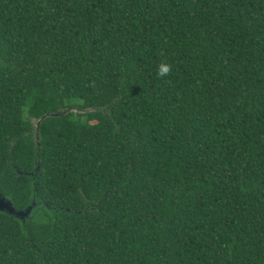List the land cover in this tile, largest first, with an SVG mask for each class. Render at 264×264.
<instances>
[{
    "label": "trees",
    "instance_id": "16d2710c",
    "mask_svg": "<svg viewBox=\"0 0 264 264\" xmlns=\"http://www.w3.org/2000/svg\"><path fill=\"white\" fill-rule=\"evenodd\" d=\"M0 192V264H264V0H0Z\"/></svg>",
    "mask_w": 264,
    "mask_h": 264
},
{
    "label": "water",
    "instance_id": "95a60500",
    "mask_svg": "<svg viewBox=\"0 0 264 264\" xmlns=\"http://www.w3.org/2000/svg\"><path fill=\"white\" fill-rule=\"evenodd\" d=\"M0 210L7 211L19 217H25L30 212L31 206H29L26 210H17L13 206L12 202L0 192Z\"/></svg>",
    "mask_w": 264,
    "mask_h": 264
},
{
    "label": "clouds",
    "instance_id": "9594fccd",
    "mask_svg": "<svg viewBox=\"0 0 264 264\" xmlns=\"http://www.w3.org/2000/svg\"><path fill=\"white\" fill-rule=\"evenodd\" d=\"M172 71L173 65L168 63L167 61L162 60L157 66L156 74L159 78L163 79L170 76L172 74Z\"/></svg>",
    "mask_w": 264,
    "mask_h": 264
}]
</instances>
